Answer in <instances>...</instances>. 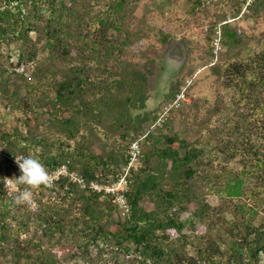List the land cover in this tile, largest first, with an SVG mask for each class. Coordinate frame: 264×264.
Returning <instances> with one entry per match:
<instances>
[{
  "label": "rangeland",
  "instance_id": "rangeland-1",
  "mask_svg": "<svg viewBox=\"0 0 264 264\" xmlns=\"http://www.w3.org/2000/svg\"><path fill=\"white\" fill-rule=\"evenodd\" d=\"M6 1L0 3L6 6ZM114 1L80 0L72 7L82 18L83 33L88 36L83 39L85 42L102 33L108 23L105 14ZM127 3L122 31L113 28L107 31L109 41L116 42L112 53L101 45L93 46L94 52L80 51L71 43L73 48L68 61L51 60L50 52L43 42H38L37 33L32 32L30 38L38 51L35 64H23L17 69L20 55L27 46L20 40H0V51L4 55L0 62V135H11L12 150L21 152L27 148L31 156L41 155L44 148L37 147V141L46 137L53 157H58L63 150L78 160L80 167L89 163L100 175L106 174L98 181L108 185L123 178L126 163L121 155L126 152L128 157L130 146L136 140H140L141 158L133 170L132 181L134 174L144 168L143 151L152 147L147 140L156 137L162 142L160 134L177 136L202 151L200 163L195 166L198 173L193 185L199 196L196 204L189 205L180 218L186 224L183 232L188 237L186 253L194 256L199 243L202 245L207 239H216L224 249L230 240L226 222L241 225L248 219L256 225L264 223V197L259 194L264 191V182H261V172L251 169L257 161L249 147V144L264 145V119L254 104L243 98L245 93L227 71L231 64L248 62L264 50V5L256 12L246 6V0H129ZM19 4V1H10L8 6L17 12ZM23 8L25 14L31 9L30 4ZM47 15V12L43 14ZM217 30L222 51L215 56L212 43L219 36ZM179 45L184 48L183 58ZM169 57L180 62L178 70L171 74L167 70ZM38 68L42 70L38 72ZM71 69H78L83 77H89L85 102L93 103L90 110L82 111L77 106H83L84 102L77 100L73 107H67L66 111L61 109L55 115L52 106L56 82L61 80L62 71ZM51 70L55 76L50 75ZM126 72L139 74L140 90L147 96L145 101L138 102L137 93L132 95L135 98L132 106L126 103L129 109L122 102L131 86L115 83ZM106 84V90L101 89ZM183 91L188 101L180 109L165 114V108ZM258 94L261 97L262 91L257 90L255 95ZM66 119L73 124L67 126ZM68 128L75 131L74 140L67 141L63 137L62 131ZM123 131L129 134L125 142L120 137ZM67 144L71 147L68 150ZM234 148L238 151H232ZM180 153L184 156L183 149ZM238 174L244 180L240 194H231ZM35 192L43 204L50 198L65 195L61 190L35 189ZM100 201L111 203L110 199ZM141 206L146 211L159 208L157 212L168 216L179 211L178 206L164 211L163 202L150 196ZM199 207L206 212L203 219L194 214ZM109 214L107 225L110 228L128 217H122L117 209ZM103 220L106 221L105 216ZM180 236L171 233L176 247L182 246ZM49 247L57 264H133L132 259L144 258L135 252L126 257L117 248L103 244L100 248L104 252L92 246V253L84 257L74 248L65 250L62 244Z\"/></svg>",
  "mask_w": 264,
  "mask_h": 264
},
{
  "label": "trees",
  "instance_id": "trees-1",
  "mask_svg": "<svg viewBox=\"0 0 264 264\" xmlns=\"http://www.w3.org/2000/svg\"><path fill=\"white\" fill-rule=\"evenodd\" d=\"M10 1L21 3L17 7V12L8 6ZM79 1L7 0L6 6L0 3V40H20L27 46V50L20 55V65L35 64L38 56V51L30 38L32 32L37 33L38 42H43V46L50 52L51 60L56 58L60 62L68 61L67 58L71 56L73 48L71 43L76 44L80 51L89 49L94 52L93 46L99 48L101 45L105 51L112 53L116 42L109 41L107 31L111 28L118 32L122 31L121 25L127 18L125 10L129 0H115L110 6L105 14L108 23L105 24L102 33H97L98 37H92L89 41L95 45L83 40L88 36L83 33L85 27L82 18L72 8L78 5ZM28 4L31 9L25 14L23 6ZM262 5L264 0H255L251 9L254 8L257 12ZM45 12L48 13L46 17L43 16ZM88 34L91 35L90 31ZM3 56V52L0 51V62ZM38 70L40 72L42 69ZM227 71L232 81L245 93L243 98L253 103L261 119H264V50L255 54L248 62L231 64ZM49 73L55 76L53 70ZM88 78L83 77L78 69L62 71L61 80L56 82L52 113L56 115L61 109L68 110L67 107H73L74 101L77 100L84 102V105H78L77 109L90 110L93 102H85ZM139 78L141 77L138 73L126 72L116 79L115 83L119 86L124 84L131 86L129 95L126 96L125 102H122L126 108L127 104L132 106L134 98L132 95L135 93L136 101L147 99L144 90H140L141 80H137ZM106 88L107 84L101 89ZM90 90L88 88V91ZM257 90L262 91L261 97L259 94L255 95ZM139 94L141 97H138ZM25 108L28 106L25 105ZM65 122L67 126L73 124L69 119ZM262 123L264 127V121ZM119 124L122 126L121 122ZM62 135L67 141L75 139V131L69 128L62 131ZM120 137L125 142L129 134L123 131ZM159 138L162 142L157 141L156 137L147 140L152 147H147L148 151H143L144 168L134 174L131 190L127 194L130 213L125 222L117 223L115 228H110L107 224L109 213L113 209L116 211V207L100 201L101 196L82 190L76 185H69L65 195L58 199L50 198L44 204L40 201L41 208L35 220L36 216H32L29 210L21 204H12V199L6 196L2 182L3 170L0 167V264H57L58 261L49 247L55 244L65 245V250L69 247L74 248L83 257L92 253V246L104 252L105 250L100 248L101 244L117 248L118 252L126 257L132 252L144 256L136 257L135 260L129 258L133 264H264V223L256 225L248 219L241 225L226 222L229 241L233 242L228 244V241L224 249L216 239H207L202 245L199 243L200 246L194 256L186 253L185 241L188 237L183 233L186 224L181 222L180 218L183 212L188 211L189 205L196 204V197L199 196L193 185L198 173L195 166L200 163L198 160L202 151L177 136L160 134ZM10 139H13L11 135H0V140L8 153H24L29 156L27 148L21 152L13 151ZM37 143V147L42 146L44 149L40 156L34 157L47 169H55L70 161L71 168L84 175L88 182L103 179L102 175H106H100L101 172H97V168L91 167L89 163H83L80 167V162L63 150L59 152L58 157H53L46 137ZM249 147L257 161L251 169L253 172L256 170V173L261 172L263 183L264 145L249 144ZM66 148L68 150L71 147L67 144ZM181 149L184 150V156L180 153ZM232 151L237 152L238 149L234 148ZM112 158L113 156L110 157L111 162ZM121 159L127 163L126 152L121 155ZM234 181L235 185L231 186L234 192L231 194L238 195L244 180L238 174ZM262 187L264 188V183ZM259 194L264 197V191ZM147 196L162 201L164 211H171L175 206H178L179 211L170 216L157 212L159 208L146 211L142 208L141 202ZM194 214L203 219L206 212L199 207ZM103 216L106 218L105 222ZM193 228L195 229V225ZM173 232L181 234L179 237L181 247L173 245L171 241ZM199 240L203 241V238L199 237ZM168 244L172 245L167 246ZM37 249L39 252H35Z\"/></svg>",
  "mask_w": 264,
  "mask_h": 264
},
{
  "label": "built area",
  "instance_id": "built-area-1",
  "mask_svg": "<svg viewBox=\"0 0 264 264\" xmlns=\"http://www.w3.org/2000/svg\"><path fill=\"white\" fill-rule=\"evenodd\" d=\"M255 0H246V6L252 7ZM218 37L213 39V48L212 52L215 56H217L222 51V43L220 38V32L216 31ZM16 66V68H21L24 65ZM31 65V64H29ZM23 73L25 72L24 69L21 70ZM188 99H186L185 91L177 94L176 99L173 104L167 106L164 110L165 114L170 113L174 109H180L183 103H186ZM140 140H136L131 146L129 150V154L127 157L126 166L123 168V178L120 179V182H115L112 185H108L104 182H99L98 180L88 182L86 177L76 170L71 168L70 161L67 163L62 164L61 166L55 169H46L49 177V182L46 185H41L36 188H29L32 192V196L29 202L21 204L27 210L30 211L32 216H37L38 212L40 211L41 204L40 200L37 198V194L35 189H44L48 192H52V190H61L65 194V190H68L69 185H76L82 190H86L88 192H92L101 196L104 199H110L111 203L116 207L119 214L122 217L128 216L130 213V205L128 202L127 194L130 192L132 187V173L134 172V168L136 164H139L141 158V149H140ZM28 156L24 153H8L6 151L4 143L0 140V167L3 170V179L8 178L11 179L13 177H19L22 173L19 169L18 164L16 163L17 158H23ZM131 176L129 177V174ZM28 186L26 185H19L14 184L6 188V185L3 183V188L5 190L6 196L9 199L19 193L20 191L24 190ZM48 199V198H47Z\"/></svg>",
  "mask_w": 264,
  "mask_h": 264
},
{
  "label": "clouds",
  "instance_id": "clouds-1",
  "mask_svg": "<svg viewBox=\"0 0 264 264\" xmlns=\"http://www.w3.org/2000/svg\"><path fill=\"white\" fill-rule=\"evenodd\" d=\"M179 64L180 62L177 59L169 57L167 62L168 74L177 71ZM16 163L22 174L19 177H13L11 179L5 178L2 182L6 185V188L14 184L28 186L12 197L11 203L20 205L30 201L32 192L29 188L46 185L49 182V177L44 165L34 156L29 155L23 158L16 157Z\"/></svg>",
  "mask_w": 264,
  "mask_h": 264
},
{
  "label": "water",
  "instance_id": "water-1",
  "mask_svg": "<svg viewBox=\"0 0 264 264\" xmlns=\"http://www.w3.org/2000/svg\"><path fill=\"white\" fill-rule=\"evenodd\" d=\"M178 49L182 50L181 53L183 54V55H182V58H183V57H184V54H185V52H184V48H183L181 45H179V48H178ZM178 49H177V50H178Z\"/></svg>",
  "mask_w": 264,
  "mask_h": 264
}]
</instances>
